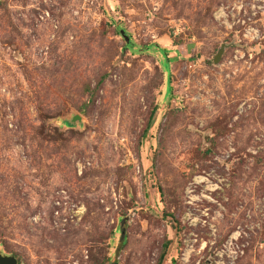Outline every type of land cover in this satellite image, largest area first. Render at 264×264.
Instances as JSON below:
<instances>
[{
	"label": "rangeland",
	"instance_id": "rangeland-1",
	"mask_svg": "<svg viewBox=\"0 0 264 264\" xmlns=\"http://www.w3.org/2000/svg\"><path fill=\"white\" fill-rule=\"evenodd\" d=\"M233 233L264 264V0H0V254L206 264Z\"/></svg>",
	"mask_w": 264,
	"mask_h": 264
},
{
	"label": "built area",
	"instance_id": "built-area-1",
	"mask_svg": "<svg viewBox=\"0 0 264 264\" xmlns=\"http://www.w3.org/2000/svg\"><path fill=\"white\" fill-rule=\"evenodd\" d=\"M242 38L255 41L258 39V30L253 26L247 25L243 29ZM191 251L188 245H184L177 258L179 264H189V255ZM241 253L242 250L239 249L235 236L231 235L213 254H211L212 259L211 256L208 257L206 264H233ZM198 263L199 261L195 262V264Z\"/></svg>",
	"mask_w": 264,
	"mask_h": 264
},
{
	"label": "water",
	"instance_id": "water-1",
	"mask_svg": "<svg viewBox=\"0 0 264 264\" xmlns=\"http://www.w3.org/2000/svg\"><path fill=\"white\" fill-rule=\"evenodd\" d=\"M120 36L121 38H123L125 41H127V37L123 34L122 31H120ZM225 45H222L218 51L216 52V54L213 56L212 58V62L216 63L217 60L219 59L220 54L222 53L223 49H224ZM78 121V119H76L75 116H72V118L66 122V124L68 126H71L75 121ZM120 235H121V231H120ZM0 264H16V259L12 256H6V255H1L0 254Z\"/></svg>",
	"mask_w": 264,
	"mask_h": 264
},
{
	"label": "bare ground",
	"instance_id": "bare-ground-1",
	"mask_svg": "<svg viewBox=\"0 0 264 264\" xmlns=\"http://www.w3.org/2000/svg\"><path fill=\"white\" fill-rule=\"evenodd\" d=\"M207 179H205L204 177H201V176H196L194 179H193V184L197 185V184H203L205 186V189L207 191H215L217 190V188H215V186L209 184L207 181ZM186 195H187V198L185 197L186 199V204L187 205H190L191 203L193 202H196L197 201V197H195V195L192 193V189L191 188H187L186 190ZM206 198V197H205ZM208 198V197H207ZM186 215V214H185ZM189 217V216H187ZM186 218V216H185ZM188 219V218H187ZM236 233H233L231 234L232 236H235Z\"/></svg>",
	"mask_w": 264,
	"mask_h": 264
},
{
	"label": "trees",
	"instance_id": "trees-1",
	"mask_svg": "<svg viewBox=\"0 0 264 264\" xmlns=\"http://www.w3.org/2000/svg\"><path fill=\"white\" fill-rule=\"evenodd\" d=\"M120 31H122V30H119V31H118L119 35H120ZM122 32H123V31H122ZM123 34H124V32H123ZM129 46H131V45H129ZM153 46H154V47H157L156 44H154ZM160 51L162 52V54H165V51H164V50L160 49ZM156 264H159V259H158V261H157Z\"/></svg>",
	"mask_w": 264,
	"mask_h": 264
}]
</instances>
